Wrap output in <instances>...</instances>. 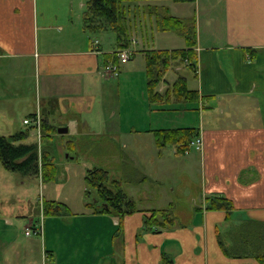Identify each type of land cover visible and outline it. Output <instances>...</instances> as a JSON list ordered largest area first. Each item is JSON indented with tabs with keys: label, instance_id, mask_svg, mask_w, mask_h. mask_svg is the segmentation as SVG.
Wrapping results in <instances>:
<instances>
[{
	"label": "crops",
	"instance_id": "obj_1",
	"mask_svg": "<svg viewBox=\"0 0 264 264\" xmlns=\"http://www.w3.org/2000/svg\"><path fill=\"white\" fill-rule=\"evenodd\" d=\"M165 1L129 6L139 14L127 47L133 54L114 77L103 66L118 50L115 34L106 40L96 35L103 29L83 27L84 0H0L2 126L13 134L19 121L6 95L13 91L21 100L23 91L33 92L37 102L29 116L39 113L51 134L67 127L57 132L63 150L86 133L114 139L109 145L121 151L107 152L118 172L109 181H118L138 209L120 216L94 212L91 205L80 224H60L66 215L41 223L35 214L13 224L0 211V264H264V0ZM165 16L178 17L183 26L162 29ZM158 35L169 41L155 44ZM192 40L194 67L172 62L154 89L160 98L150 100L146 52L188 49ZM179 77L196 91V101L175 96L170 85ZM176 112L196 116L171 126L169 115ZM186 127L202 137V152L157 143L156 130ZM134 160L136 172L128 167ZM192 170L199 195L189 194L185 209L163 192L152 199L145 186ZM129 183L135 187H125ZM207 196L225 197L231 206L207 209ZM153 209L165 210L169 221L159 214L164 225H146ZM55 227L65 230L61 241L52 236Z\"/></svg>",
	"mask_w": 264,
	"mask_h": 264
},
{
	"label": "rangeland",
	"instance_id": "obj_2",
	"mask_svg": "<svg viewBox=\"0 0 264 264\" xmlns=\"http://www.w3.org/2000/svg\"><path fill=\"white\" fill-rule=\"evenodd\" d=\"M139 1L143 0L125 1L124 4L125 7H127V11H129L128 9L129 6L131 7V4L134 5ZM165 2L166 4H183L182 2H174L173 0H167ZM84 10L85 6L83 7L82 13ZM128 13L130 26L134 32L137 19H139V14L136 10H131ZM114 34L115 33L112 29L107 28L103 29L96 35L107 40L108 37H111ZM154 41H156L155 44H157V42L162 41L161 43H166L164 41L169 40H163L158 35ZM154 41L150 40V44L154 43ZM130 42L133 43V38L130 39ZM183 68L186 72L190 71L187 67ZM20 88L22 89L19 93H22L25 87L22 84ZM15 95L16 93L13 91L6 95L8 98H11L9 103L14 108L15 112L17 111V118L19 120L17 122V128L10 133L30 129L31 135L27 137L25 142H37L41 151L47 150V152H49L50 157L56 166V174L55 179L44 182L38 176H24L18 172L6 170L0 163L1 213L11 219L14 222L13 224H26V217L29 216V218H32L34 214L39 216L38 220H40L41 223L43 222L44 217L54 218V215H66V217L61 216L62 218L58 219L60 224H69L71 222L80 224V220H83L81 219L82 216L89 214L84 213L87 211L85 208L91 206L89 204L91 202H95L97 198L96 189L89 185L85 179L87 170L94 167H103L108 170L110 179H113L112 176H115L118 172L115 166L111 164L110 160L113 159L107 152L119 153L121 151L120 147L115 143H112L114 146H111V144L109 145V142H114L115 140H108L106 137L107 135L100 136L94 133H86L76 137L77 139L74 146L63 150L64 148L61 145V136L57 134L58 131L55 128L51 129L52 134L49 133L50 131L48 129L50 128L48 127H46L44 133L40 130L41 136L39 137L37 129H32L30 125L22 122V119L25 116H31H29V112L35 107L34 105L37 101L34 93L23 91V94H21V100H14L13 97ZM21 95L19 94L17 96L21 97ZM9 103L5 102L7 111L12 110V108L9 107ZM30 104L32 106L29 108L28 106ZM188 114L196 116L193 112L170 113V119L168 121L171 122V126L177 124L179 125L181 120H179V118L188 116ZM2 120H6V118L0 117V135H7L9 133L2 126ZM45 126L46 124L44 125V128ZM191 152H193L192 154H195L194 149H192ZM66 154H68V156H66ZM128 167H131L134 172L138 169L135 160L133 162L129 161ZM161 181V183H156L154 180H148L145 183L148 190H151V195L154 197L152 199L154 200H159L161 192H163L164 199L166 198V200L171 199L176 201L177 207H183L185 209L190 201L189 194H192L194 197L199 195L196 187V185L199 184V175L195 170H192L189 174L179 172L175 174L173 179L171 178V180H168V178H165ZM123 183L125 182L123 181ZM108 186L112 187L110 182L108 183ZM172 186L174 187V191H170ZM125 187L134 188L135 184L129 183L128 186ZM46 200H55L57 205L60 207L59 214H45L44 216L42 212V203ZM18 215H21L22 217H18ZM47 220L45 221V224H50V222L53 221V219H50L48 222ZM28 231L32 233L31 228H26L25 234H27ZM52 236L60 237L59 241H61L64 237H66L65 230H60L55 227ZM50 239L51 238H48V241Z\"/></svg>",
	"mask_w": 264,
	"mask_h": 264
},
{
	"label": "trees",
	"instance_id": "obj_3",
	"mask_svg": "<svg viewBox=\"0 0 264 264\" xmlns=\"http://www.w3.org/2000/svg\"><path fill=\"white\" fill-rule=\"evenodd\" d=\"M125 1L135 0H85V10L83 12V27L89 33L99 32L102 29L110 28L115 33L117 49L126 48L130 43V20ZM174 2H192L194 0H173ZM162 29H177L183 26L181 19L175 16H165L162 18ZM193 39L189 36L188 39ZM193 40L189 43V48L185 49H160L146 52V73L148 77L147 87L149 99L157 101L161 94L154 92L162 75L172 62L184 63L187 61L189 67H194L195 54L191 47ZM176 97H182L189 101L197 100L195 90L188 89L186 80L183 77L177 78L170 85ZM32 127V126H31ZM33 128V127H32ZM42 133L45 132L44 122L41 124ZM30 129L18 131L8 136L0 135V163L9 171L18 172L24 176H38L44 182L55 179L56 166L53 163L47 150L41 151L37 142H25L29 136ZM195 130L192 127L160 129L155 131L157 143L166 142L178 144V151H183L189 141L195 137ZM85 179L96 189L97 198L89 205L94 206V212L114 213L125 215L137 211L135 202L128 198L122 190L118 181H109L106 169L94 167L88 169ZM111 183L112 187L108 186ZM230 202L221 196H207L205 208H229ZM44 214H59L60 207L55 200H46L42 203ZM159 214L169 221L165 210H150L146 215V225H164L158 222ZM263 263V259L260 258Z\"/></svg>",
	"mask_w": 264,
	"mask_h": 264
},
{
	"label": "built area",
	"instance_id": "obj_4",
	"mask_svg": "<svg viewBox=\"0 0 264 264\" xmlns=\"http://www.w3.org/2000/svg\"><path fill=\"white\" fill-rule=\"evenodd\" d=\"M95 44L98 43V40L94 41ZM133 51L129 48H123L116 52H111V58L104 64L103 73L110 74L111 76L117 77L119 74V65L125 63L129 60ZM187 62V61H186ZM25 124H29L35 127L38 130V136H40V127H41V116L39 113L34 114L31 117H27L23 120ZM192 149L202 152L203 141L201 136H196L192 138L187 146L184 149V153H188ZM41 228L37 227L36 232H40ZM30 231L27 232L29 234Z\"/></svg>",
	"mask_w": 264,
	"mask_h": 264
},
{
	"label": "water",
	"instance_id": "obj_5",
	"mask_svg": "<svg viewBox=\"0 0 264 264\" xmlns=\"http://www.w3.org/2000/svg\"><path fill=\"white\" fill-rule=\"evenodd\" d=\"M57 131H58L59 133L66 132V131H67V127H65V126L58 127V128H57Z\"/></svg>",
	"mask_w": 264,
	"mask_h": 264
}]
</instances>
